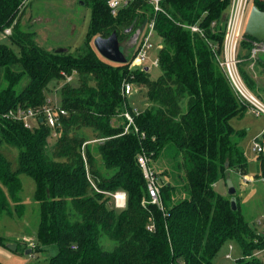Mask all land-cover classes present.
<instances>
[{
  "label": "trees",
  "instance_id": "16d2710c",
  "mask_svg": "<svg viewBox=\"0 0 264 264\" xmlns=\"http://www.w3.org/2000/svg\"><path fill=\"white\" fill-rule=\"evenodd\" d=\"M26 1L0 0V30L12 27L9 37L19 47L17 55L0 44V181L21 212L18 175L34 178L38 238L42 246L57 249L48 264H214L220 245L231 237L243 248L240 264H264L251 253L264 248V237L250 231L238 205L231 209L230 195L214 190L229 170L245 174L247 169L240 145L244 132L230 123L244 115L246 105L234 95L211 49L221 46L230 0H158V10L133 0L114 16L104 0H83L92 17L76 54L47 50L34 31L19 26ZM251 5L264 10V0ZM152 20L160 37L161 74L155 80L145 68L130 71L132 58L112 63L91 45L112 32L121 42ZM194 24L203 36L190 30ZM255 42L243 35L238 67L263 100L254 72L264 71V52L251 57ZM74 72L77 85L61 86L65 114L54 130L43 121L27 128L12 117L20 108L45 104L49 82ZM124 80L146 85L149 103L142 112L127 107ZM124 104L133 116L128 130ZM51 131L57 135L54 143L48 142ZM142 154L150 161L165 158L159 170L170 180L160 184L157 202L137 161ZM260 159L264 174V155ZM115 191L126 194L122 209L107 195ZM6 208L0 188V212Z\"/></svg>",
  "mask_w": 264,
  "mask_h": 264
},
{
  "label": "rangeland",
  "instance_id": "374dc122",
  "mask_svg": "<svg viewBox=\"0 0 264 264\" xmlns=\"http://www.w3.org/2000/svg\"><path fill=\"white\" fill-rule=\"evenodd\" d=\"M82 1L27 0L19 16V26L24 30L34 31L36 42L47 50L62 48L69 54H76L86 41L92 17L90 4ZM139 31L140 27L133 29L119 42L127 59L132 58L130 62L135 54L133 46L135 47L136 33ZM149 42L151 46L146 49L143 68H148L149 78L155 80L161 74L159 66L155 63L160 50V37L154 33ZM0 44L7 45L19 55V47L11 41L9 35L3 33V30H0ZM91 45L93 46V39ZM98 55L104 59L99 53ZM135 69L137 67L129 66L130 71ZM69 76V81L61 78L49 82L45 96L53 106H61L60 89L64 83L77 85V74L74 72ZM125 81H129L132 86L131 93L125 97L127 107L133 112H142L149 103L146 85L132 80H124L123 83ZM257 81V84L264 88V81L260 82L258 79ZM262 101L264 103V98ZM126 104H124L123 110H126ZM230 123L235 130L244 132L240 145L247 160V169L245 174L237 169L229 170L224 179H219L214 184V190L218 194L228 197V184L230 183L235 189L233 196L241 214L248 222L250 231L264 237V174L260 168V156L264 154L256 152L253 147L254 141L262 133L264 116H257L255 113L246 114L243 117L232 118ZM56 139V132L51 131L48 142L54 143ZM163 159L161 161L164 163ZM161 161L153 159L150 161L160 184L170 180L159 170ZM163 169L164 166H162ZM18 177L21 183L19 197L23 204L21 212H18L14 199L0 181V188L5 194L7 202L6 210L0 212V264H48L57 249L54 245L42 246L38 238L40 206L36 199L35 180L27 173H20ZM110 201L113 203L112 198ZM11 245H14L15 248ZM251 253L264 263V248H255ZM227 255L230 257L227 258ZM243 255L240 240L237 237L227 238L220 245L213 258V263L240 264L237 259Z\"/></svg>",
  "mask_w": 264,
  "mask_h": 264
},
{
  "label": "built area",
  "instance_id": "2783aa9c",
  "mask_svg": "<svg viewBox=\"0 0 264 264\" xmlns=\"http://www.w3.org/2000/svg\"><path fill=\"white\" fill-rule=\"evenodd\" d=\"M111 15H116L120 10L127 8L133 0H104ZM153 4L155 10H158V0H145ZM252 0H230L228 12L225 17L224 32L220 48L212 45L211 49L215 55L216 61L223 71L227 82L232 89L234 95L239 101L249 106L256 115H264V103L253 94L248 87L239 71V59L237 51L239 43L243 38L244 28L251 8ZM216 26L215 21L211 22V27ZM154 21L148 22L139 32L136 33V44L134 47L135 54L130 62V67L142 69L143 62L146 57V49L151 46L150 39L155 33ZM192 32L204 35V30L197 24L190 25ZM5 35H11L12 27L3 29ZM258 52H264V43L256 41L251 51V57H255ZM158 60L155 61L157 64ZM67 81L70 80L69 75H64ZM132 91L129 81L122 84V94L124 97ZM137 113V112H136ZM65 114V110L60 106H53L49 100L40 107L18 109L13 118L23 123L27 128H31L38 121H43L49 127L56 128L60 124V118ZM121 115L127 120L125 130L133 124V116L131 111L126 108ZM254 150L260 154H264V131L254 141ZM139 166L142 169L143 177L147 182V189L153 202H157L160 196V183L155 171L150 165V160L145 155H139L137 158ZM112 200L113 206L122 209L126 206V194L123 191H115L108 193ZM227 258L230 255L226 256Z\"/></svg>",
  "mask_w": 264,
  "mask_h": 264
},
{
  "label": "water",
  "instance_id": "95a60500",
  "mask_svg": "<svg viewBox=\"0 0 264 264\" xmlns=\"http://www.w3.org/2000/svg\"><path fill=\"white\" fill-rule=\"evenodd\" d=\"M244 33L252 39L264 43V10H260L255 5L251 6L244 28ZM93 46L95 50L109 62L118 64H124L127 62V57L120 48L117 34L115 32H112L107 37H95L93 39ZM55 51L60 53L65 51V49L58 48ZM145 70H147V68H145ZM228 193L231 196V209L236 210L237 202L235 197L233 196L235 194V189L230 183L228 184Z\"/></svg>",
  "mask_w": 264,
  "mask_h": 264
},
{
  "label": "crops",
  "instance_id": "0c3cea01",
  "mask_svg": "<svg viewBox=\"0 0 264 264\" xmlns=\"http://www.w3.org/2000/svg\"><path fill=\"white\" fill-rule=\"evenodd\" d=\"M147 70H148V68H147ZM254 75H255V77L261 82V81H264V71H262L261 73H260V75H259V73L257 72V71H255L254 72ZM264 97V96H263ZM261 100V99H260ZM262 101V100H261ZM263 102V101H262ZM254 112L252 111V109L249 107V106H247L246 105V110H245V113H244V115L243 116H245L246 114L248 115V114H250V115H252ZM242 116V117H243ZM257 116H261V115H257ZM264 116V115H263ZM262 130V132L264 131V126H263V128H261Z\"/></svg>",
  "mask_w": 264,
  "mask_h": 264
}]
</instances>
